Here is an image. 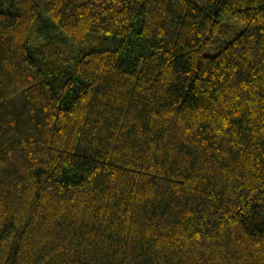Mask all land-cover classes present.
<instances>
[{
  "label": "trees",
  "instance_id": "16d2710c",
  "mask_svg": "<svg viewBox=\"0 0 264 264\" xmlns=\"http://www.w3.org/2000/svg\"><path fill=\"white\" fill-rule=\"evenodd\" d=\"M0 264H264V0H0Z\"/></svg>",
  "mask_w": 264,
  "mask_h": 264
},
{
  "label": "rangeland",
  "instance_id": "374dc122",
  "mask_svg": "<svg viewBox=\"0 0 264 264\" xmlns=\"http://www.w3.org/2000/svg\"><path fill=\"white\" fill-rule=\"evenodd\" d=\"M197 1L199 4L201 5H205L206 4V0H195ZM224 22H228L229 24H232L233 26H235V32H239L241 30L244 29V23L239 22L237 20H234L233 18H230L228 16H226L224 18ZM220 43V38H216V40L214 41V43L210 46V48L206 51L207 54H211L213 52H215L216 46Z\"/></svg>",
  "mask_w": 264,
  "mask_h": 264
}]
</instances>
